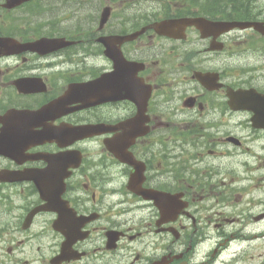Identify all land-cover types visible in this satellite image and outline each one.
<instances>
[{"label":"flooded vegetation","instance_id":"1","mask_svg":"<svg viewBox=\"0 0 264 264\" xmlns=\"http://www.w3.org/2000/svg\"><path fill=\"white\" fill-rule=\"evenodd\" d=\"M5 3L0 264H264V0Z\"/></svg>","mask_w":264,"mask_h":264},{"label":"water","instance_id":"2","mask_svg":"<svg viewBox=\"0 0 264 264\" xmlns=\"http://www.w3.org/2000/svg\"><path fill=\"white\" fill-rule=\"evenodd\" d=\"M7 1H8L7 5L11 6L14 4L21 3L22 1H26V0H7ZM236 24L240 25L241 27L252 25V23H249V22H237ZM255 27L259 29L260 31L264 32V23H256Z\"/></svg>","mask_w":264,"mask_h":264}]
</instances>
